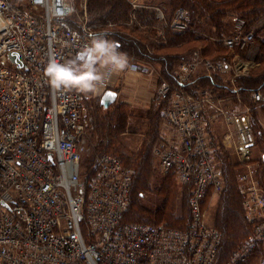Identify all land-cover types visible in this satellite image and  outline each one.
I'll use <instances>...</instances> for the list:
<instances>
[{
    "label": "built area",
    "instance_id": "1",
    "mask_svg": "<svg viewBox=\"0 0 264 264\" xmlns=\"http://www.w3.org/2000/svg\"><path fill=\"white\" fill-rule=\"evenodd\" d=\"M129 2L133 10L139 6ZM67 6L73 8L72 0H0V264H242L257 245L264 250V190L243 173L238 189L253 235L219 263L221 234L205 221L202 207L223 186L203 106L220 108L208 92L198 97L185 89L194 64L182 66L174 85L160 78L155 89L168 106L154 152L160 171L189 188L188 220L183 227L126 220L131 172L113 152L85 157L87 125L93 128L88 102L114 85L113 74L88 94L53 92L44 76L51 57L73 58L94 33L106 32L114 41L106 27H69L64 19L73 11L55 15ZM152 9L159 33L188 29L184 7L170 21L158 6ZM135 11L129 22L138 23ZM256 28L236 16L222 45L245 50ZM11 51L21 53L22 65L7 58ZM128 58L130 70H155L145 59ZM204 64L207 73L232 67L224 58ZM252 95L264 100L259 91ZM237 133V151L248 159L254 135L247 118Z\"/></svg>",
    "mask_w": 264,
    "mask_h": 264
},
{
    "label": "trees",
    "instance_id": "2",
    "mask_svg": "<svg viewBox=\"0 0 264 264\" xmlns=\"http://www.w3.org/2000/svg\"><path fill=\"white\" fill-rule=\"evenodd\" d=\"M169 5L174 7L182 5L187 11V23L188 29L185 31H171L167 30V37L165 42L163 41H153L151 38L155 35L157 31L156 21L154 15L145 8L136 9L137 22H131L132 24L127 25L126 22L123 23L124 19L129 20V8L128 3L125 0H86L87 13L89 15V21L87 24L93 23L97 20H102L103 16L107 17L104 22H112V28L109 30L111 38L119 45V49L126 53H132L133 56L140 57L146 61L158 66L162 75L172 82V85L176 83L175 65L180 63L183 59H192V51L198 49L203 57L216 56L217 58H224L228 60V54H221L220 52H226L227 48L221 43L217 42L218 50H214L216 46L211 37L223 38L226 35H230L233 29V20L236 16H242L247 20V26H252L255 20L264 19V0H168ZM127 4V5H126ZM170 19V17H167ZM123 19V20H122ZM121 20V21H120ZM65 23L69 27H75L76 23L71 18L67 17L64 19ZM106 24H101L100 27H107ZM95 25V24H93ZM96 26V25H95ZM215 31L214 36L210 35V30ZM263 32V36L259 34L257 38V32ZM255 40L258 41V52L255 56V63L257 65L251 70L248 75L237 76L234 78L237 84L236 89L229 86L228 81H224L223 75L218 72H198L192 74L186 81L185 89L198 96L200 95V84H208L214 88H224L229 93L240 92L244 96V100L248 101L251 106L253 113V119L258 121L259 124L255 122L257 127H260V136L264 142V130L263 123L258 120L261 116H264V100H254L253 92L259 91L264 96V25L254 31ZM224 49H223V47ZM213 48V50H211ZM222 50V51H221ZM246 50V49H245ZM212 51V52H211ZM229 51V50H227ZM243 51V50H235ZM188 54V58L186 57ZM221 54V55H220ZM156 99V98H155ZM159 101V100H158ZM155 101L158 104V108L164 105L166 108L168 106L167 101ZM216 101V100H214ZM101 104V102H100ZM102 105V104H101ZM121 109V107L119 108ZM161 109V108H160ZM126 114V113H125ZM160 113L157 112V115ZM162 115V114H161ZM258 117V118H257ZM121 123L123 121L119 119ZM252 123V122H251ZM115 126L119 127L117 124ZM113 126V127H115ZM212 145L214 148V154L216 157V162L221 170L223 186L221 189V194L226 195L218 206V211L216 213V226L217 230L221 234V246L219 263L224 261L228 254L238 246L242 245L245 241L251 239L253 232L250 222H248L244 215V210L242 206V196L239 195L238 189V179L236 178V185L232 188L229 186L228 176L230 170L229 167H235L238 163L220 160L218 157V147L219 144L212 140ZM136 153L135 158H131L132 165H134L131 172V191L128 203V209L126 212V220H138L132 218L147 217L146 213L153 214L155 217H159L161 221L166 222L167 226L173 224V222L181 217L176 216L174 212V197L171 196L169 187L165 184V192H158L161 195V202L154 207L149 206L148 202L143 201L141 198L143 192L139 185L143 188L148 186L146 178L138 177L134 186V174L136 168L142 170L146 164V157L149 155V150L137 149L134 150ZM147 154V155H146ZM119 156V155H118ZM128 156L127 158H129ZM120 158V157H119ZM144 158V159H142ZM121 159V158H120ZM123 162V160L121 159ZM228 161V162H227ZM260 164L258 167L257 180L261 188L264 190V159L263 157L259 159ZM175 178L173 175H168ZM184 188L189 190L188 187L182 185ZM237 190L236 194L238 199L230 195V192ZM189 192L187 193V198L189 197ZM153 193V192H152ZM204 204V203H203ZM176 208V207H175ZM185 224L188 220L186 216ZM165 224V223H164ZM184 224V225H185ZM183 226V225H182ZM252 233V234H251ZM264 259V250L260 246H256L252 253L248 256L247 260L242 264H259Z\"/></svg>",
    "mask_w": 264,
    "mask_h": 264
},
{
    "label": "rangeland",
    "instance_id": "3",
    "mask_svg": "<svg viewBox=\"0 0 264 264\" xmlns=\"http://www.w3.org/2000/svg\"><path fill=\"white\" fill-rule=\"evenodd\" d=\"M18 3L26 4V0H14ZM128 3L129 8V14H132L135 10H133L132 4L129 2L130 0H125ZM134 2V4H139L138 7L135 8H145L149 12H151L154 15V10L152 9L154 6H158L160 10H162L164 17L170 21L173 11L182 5L179 6H173L169 5L168 0H131ZM73 3V12L69 16L73 21L77 22L75 27L73 28H79L81 22H87L89 21V15L87 13V4L86 0H72ZM184 7V6H182ZM185 8V7H184ZM85 9V13H84ZM186 9V8H185ZM136 13V11H135ZM131 17V16H130ZM167 17H170L168 19ZM107 17L103 16L102 20L94 21L90 24H95L96 27H100L101 24H106V22L111 18H108L106 22L105 19ZM130 19V18H129ZM123 20V19H122ZM121 21V20H120ZM130 25L132 24L129 22V20L124 19L123 23ZM161 22L156 20V26H159ZM233 24V23H232ZM109 30H111L112 22H108L106 24ZM253 25L257 26L256 29L262 27L264 25V19H258L253 22ZM140 26V22L138 24ZM111 27V28H110ZM167 28H165V32L159 33L161 31H156L155 35L151 38V40H159L165 42L167 35ZM210 35L214 36L213 29L210 30ZM257 38L259 37V34L263 36V32L256 31ZM164 33V34H163ZM163 35V37H162ZM224 38V37H223ZM223 38H217V37H211V40L215 43L213 44L216 46V43L222 42ZM254 41V43L243 51H232L229 50L226 52L222 51L220 52L223 54H228V62L232 65L231 68H229L226 71L218 72L220 73L221 77H223L224 81H228L229 86L232 88H236L237 84L234 81V78L237 76H245L248 75V73L251 72V70L254 69V67L257 65L255 63V56L258 52V41ZM222 44V43H221ZM223 47V46H222ZM218 50V46L214 48V50ZM224 49V47H223ZM213 50V48L211 49ZM212 52V51H211ZM220 54V55H221ZM129 56H132V53H128ZM192 59L188 60H182L180 63L175 65L174 72L176 74V78L178 77V74L180 73V70L182 69V66H187L189 64H194V68H191V72L188 75L191 76L192 74H196L198 72H209L208 67L204 64L205 59H210L211 61H216L221 58H217L216 56H207L203 57L200 51L198 49L192 51ZM136 57V56H135ZM188 58V54L186 56ZM138 57L137 59H139ZM143 59V58H141ZM143 61V60H142ZM155 66V65H154ZM147 69V71H146ZM139 70L142 73H147L151 69L145 68L143 66H140ZM182 71V70H181ZM140 73V72H139ZM150 78L153 79L154 85L152 86V95H151V101L150 104L147 105V107L141 106L139 103H134V101L131 99V96H129L127 89L122 90V92L116 96V98L108 105L103 106L100 104V97L99 95L95 96L94 98H91L88 102L87 109H86V119L91 116L92 118V125L93 128L87 125L88 129L86 130V143H87V152L86 153V159L91 158L94 154L99 153L101 151H109L113 152L114 154L119 155V157L123 160V165L128 170H133L134 165H132L131 158L136 157V153L134 150L137 149H145L149 150V155H147L146 164L142 170L139 171L138 168H136L137 171H135L134 174V186L136 183V179L138 177H144L146 178V181L148 183V186H145V188L142 189V187L139 185V188H141V191L143 192L142 199L145 202H148L149 206L154 207L153 205H157L159 202H161V198H163L161 195H158V192H167L165 189V184L169 187V190L171 192V196L175 195L174 197V212H176V216L178 215L179 219L175 220L173 224H171L168 227H183L185 224V220L188 217V198L187 193L189 190L184 188L179 180L175 177L164 175L159 167H158V160L157 156L154 152L156 143L158 140V132L160 127L162 126L163 121V111L165 110L164 105L161 106V103L158 104L155 101H158V99L155 97V89L158 84V81L160 78H165V76L162 75L160 69L158 66H155L154 72L151 74H148ZM166 79V78H165ZM167 80V79H166ZM172 84V82H170ZM200 87L203 89H199L200 92L203 91V93H206V96L211 97V102L215 103L218 108H220V111L215 109L214 106H210L208 103H205L203 106L204 110V118L207 121V128L209 130V134H212V140L214 139V142L219 144L218 149V157L220 160L226 161L225 158H228L229 161L238 163V165H235V167H229L228 170L229 176L227 182H229V186L236 185V178L238 179L241 174L248 173L249 175L252 174L254 177H257L258 175V167L260 164L259 159L263 157L264 159V142L260 136V127H257L255 122L257 124V119L254 120L253 113L251 110L250 103L248 101L244 100V96L241 95L240 92L235 93H229L224 88H214L209 86L208 84H200ZM118 86H111L110 89H117ZM206 91V92H204ZM201 96L198 94V97ZM156 98V99H155ZM216 100V101H214ZM159 102V101H158ZM121 107V109H119ZM161 108V109H160ZM157 112L160 114L157 115ZM126 113V114H125ZM162 114V115H161ZM248 119L250 122H252L253 126V135H254V144L251 148L252 152L248 159H245V157H242L239 152L237 151L238 146V133L237 130L239 128V122L241 119ZM258 118V117H257ZM121 119L123 123L119 121ZM259 121H261L263 124V130H264V116L258 118ZM114 124H117L119 127L115 126ZM115 126V127H113ZM130 156L129 158H127ZM144 159V158H142ZM228 162V161H227ZM239 188V184H238ZM237 191V190H236ZM236 191L233 190L230 192L231 196H234L238 199V195L236 194ZM153 192V193H152ZM239 195L242 196L240 190ZM226 198V195L223 196L221 192L209 195L203 204V214L205 221L211 225L216 226V213L218 211V206L221 205L222 200ZM176 207V208H175ZM147 217H141V218H132V219H138L141 221L151 222V223H162L165 226L166 222L161 221L159 217H155L153 214L146 213ZM183 225V226H182ZM217 227V226H216ZM252 234V233H251ZM235 250V249H234ZM233 251V250H232ZM231 251V252H232ZM230 252V253H231ZM229 256V254H228ZM224 258L225 260L228 258ZM224 260V261H225ZM264 260V259H263ZM222 261V262H224ZM260 264V263H259Z\"/></svg>",
    "mask_w": 264,
    "mask_h": 264
},
{
    "label": "clouds",
    "instance_id": "4",
    "mask_svg": "<svg viewBox=\"0 0 264 264\" xmlns=\"http://www.w3.org/2000/svg\"><path fill=\"white\" fill-rule=\"evenodd\" d=\"M73 10L67 6L55 15L66 16ZM107 36L106 32L94 33L90 43L64 62L51 57L43 70L50 89L53 92L76 91L88 94L94 92L112 74L128 69L127 53L119 51V45Z\"/></svg>",
    "mask_w": 264,
    "mask_h": 264
},
{
    "label": "crops",
    "instance_id": "5",
    "mask_svg": "<svg viewBox=\"0 0 264 264\" xmlns=\"http://www.w3.org/2000/svg\"><path fill=\"white\" fill-rule=\"evenodd\" d=\"M111 82L114 86H118L117 89H115L117 95H119L122 90L127 89L128 95L131 96L134 103H139L144 107L150 104L152 95L151 89L154 85V81L147 73L141 74L140 70L135 71L126 69L123 72L113 74ZM251 152L252 150L250 151V155Z\"/></svg>",
    "mask_w": 264,
    "mask_h": 264
},
{
    "label": "water",
    "instance_id": "6",
    "mask_svg": "<svg viewBox=\"0 0 264 264\" xmlns=\"http://www.w3.org/2000/svg\"><path fill=\"white\" fill-rule=\"evenodd\" d=\"M11 61L17 63L19 66L22 65V56L18 51H11L8 53V57ZM117 94L114 89L107 88L103 95H101L100 102L103 106H108L115 98Z\"/></svg>",
    "mask_w": 264,
    "mask_h": 264
}]
</instances>
